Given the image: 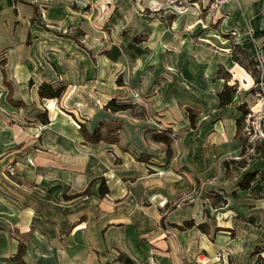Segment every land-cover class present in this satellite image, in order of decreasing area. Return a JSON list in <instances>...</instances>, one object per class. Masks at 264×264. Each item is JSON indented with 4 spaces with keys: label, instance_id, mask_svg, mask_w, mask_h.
Here are the masks:
<instances>
[{
    "label": "crops",
    "instance_id": "0c3cea01",
    "mask_svg": "<svg viewBox=\"0 0 264 264\" xmlns=\"http://www.w3.org/2000/svg\"><path fill=\"white\" fill-rule=\"evenodd\" d=\"M70 4L0 0V264H17L19 242L26 264H264L251 255L264 244V142L241 158L236 125L240 104L255 108L249 71L194 47L176 81L131 70L118 84L98 55L56 31L72 23ZM224 9L247 56L264 62V4ZM223 74L242 94L219 107ZM260 80L264 92V67ZM44 81L63 85L62 96L40 98ZM112 98L134 107L112 112ZM76 120L88 130L103 122L116 141H84ZM165 129L169 151L152 139ZM186 220L194 225L179 228Z\"/></svg>",
    "mask_w": 264,
    "mask_h": 264
},
{
    "label": "rangeland",
    "instance_id": "374dc122",
    "mask_svg": "<svg viewBox=\"0 0 264 264\" xmlns=\"http://www.w3.org/2000/svg\"><path fill=\"white\" fill-rule=\"evenodd\" d=\"M225 4H264V0H73L72 23L64 28L58 25L56 31L73 36L98 55L118 84H123L121 72L130 76L131 70L138 79L155 72L158 78L176 81L189 59L184 52L194 47L242 58L244 33L226 18ZM156 30L160 35L152 37ZM261 43H255L256 49ZM253 60L256 65L250 69L262 72L263 60L256 56ZM252 88L246 94H252ZM130 97L138 94L131 91Z\"/></svg>",
    "mask_w": 264,
    "mask_h": 264
},
{
    "label": "trees",
    "instance_id": "16d2710c",
    "mask_svg": "<svg viewBox=\"0 0 264 264\" xmlns=\"http://www.w3.org/2000/svg\"><path fill=\"white\" fill-rule=\"evenodd\" d=\"M17 1V0H15ZM240 51L242 52L243 56L242 58H239L236 56V54H232V58L234 61L239 63L242 67H244L247 71L250 72L251 76L253 77L255 83H258L260 81L261 77V71L256 70L255 68L250 69L251 66L256 65V62H254L253 57H248L246 50L244 48H240ZM254 67V66H253ZM223 78H225V74H223ZM226 75H229L228 73ZM64 91V86L63 85H54L49 82H41L38 87H37V93L40 98H60ZM236 91V87L234 85H229L227 84L226 78H225V83L223 88L221 89L220 92L217 93V98H218V106L219 107H224L232 102V95ZM11 103L15 106H21L22 102L20 100H13L9 99ZM106 109H109L112 112L116 111H123L127 109H131L134 107V104L130 102H123L120 101L116 98L110 99L104 106ZM239 109L241 111V115L237 118L236 120V125H237V134L241 140V152L243 153L244 148H245V139L242 136L241 133V127H242V120L243 116L247 111V108H245L244 104H240ZM39 121L42 124L48 123V115L46 111L41 112L37 115ZM190 119H193V115L190 114ZM81 135L83 136L84 141L86 142H91V143H97L101 140H107V141H116V137L113 135V129H109L105 127V124L103 122H100L99 125L94 128L93 130H88L82 123H80L79 126ZM152 139L154 141H160L166 144L167 146V151H169V144L172 140V138L169 136V130L165 129L160 132H154L152 134ZM227 164V163H226ZM255 172H248L246 173L241 180L238 181L237 185L240 188H247L250 184V181L254 178ZM106 188H101V193H105ZM222 203H224V200L222 199ZM194 225L193 220H186L184 221L181 225H178L179 228H188ZM197 227L201 230H205L204 224L199 223L197 224ZM25 250V245L23 242H19L18 248L16 253L13 256V260L17 262V264H26L25 261L23 260V253ZM264 252V244L262 246L254 248V250L251 252V255H257L256 262H264L263 258L261 257V253Z\"/></svg>",
    "mask_w": 264,
    "mask_h": 264
},
{
    "label": "built area",
    "instance_id": "2783aa9c",
    "mask_svg": "<svg viewBox=\"0 0 264 264\" xmlns=\"http://www.w3.org/2000/svg\"><path fill=\"white\" fill-rule=\"evenodd\" d=\"M255 108H247L243 116L241 133L245 139V148L241 158L249 159L256 153L258 146L264 142V92L261 80L252 88ZM77 128L80 120L74 121ZM197 260H200L197 258ZM178 264H185L179 262Z\"/></svg>",
    "mask_w": 264,
    "mask_h": 264
}]
</instances>
